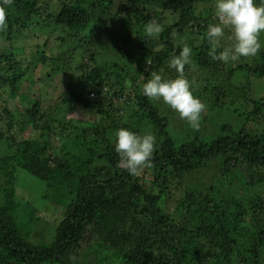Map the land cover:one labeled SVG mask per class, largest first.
<instances>
[{
	"label": "trees",
	"instance_id": "1",
	"mask_svg": "<svg viewBox=\"0 0 264 264\" xmlns=\"http://www.w3.org/2000/svg\"><path fill=\"white\" fill-rule=\"evenodd\" d=\"M118 1L64 2L53 23L74 33L85 31L94 22L100 25L120 23V33L128 30L140 32L145 24L152 21L148 13L153 12L154 17H160L155 11L157 8L163 7L168 12L173 9L174 18L164 22V31L157 38L163 43V49L155 51L157 44L145 38L139 42L142 53L138 58L128 51L124 43L128 38L125 37L118 39L117 45L111 44L113 59L108 60L106 52H100L102 57L96 53L101 49L95 40L80 39L79 47L83 50L89 52L90 46L94 47L88 55L92 67L77 77L69 92V103L82 107L93 104L102 110L101 101L92 103L88 97L96 92L94 90H97L96 93L103 92V88L110 91L109 101L122 100L123 104L127 99L129 101L131 92L127 88L137 87L135 75H144L146 82L152 72L159 74L172 56L175 39L188 26L194 25L196 30L193 34L198 43L193 48L197 51L194 54L197 67L210 69L216 64L205 38L207 26L213 24L212 7L208 2L206 8L198 10L194 0H128L127 5L123 0ZM38 2L12 0L11 4L3 5L6 7L8 27L0 32V40L6 41L9 48L17 47L31 27L38 24L42 14L37 7ZM129 3L135 6L131 7ZM2 4L3 0H0ZM128 14H131L130 18ZM136 26L140 29L137 30ZM103 29L102 33L105 32ZM148 41L151 42L147 44ZM4 48V52L0 53V62L5 61L8 71L14 75L7 76V79L12 78L7 82L14 83L21 78V74L16 73L20 71L22 62L16 53ZM151 50L153 55L147 68L144 63ZM142 59L143 62L140 61ZM252 75L264 79V50L259 66L252 69ZM217 92L221 94L220 89ZM85 95L87 99L82 98ZM135 98L136 103L131 108L137 128L115 120H112L110 128H126L139 134V131L146 132L147 124L151 125L157 147L152 166L141 172L151 178L150 189L142 188L138 176H129L119 167L114 146L95 137L101 135L99 129L96 133L77 131L61 137L63 141L70 142V147L63 150L61 158L53 164L44 158L49 143L23 140L16 146L15 153L0 157V196L1 203L4 202L0 204V264H72L71 257L81 249L88 233L98 239L93 264H113L112 261L119 257L126 264H262L264 196H254L243 205L234 196L214 195L213 189L206 191L207 186L203 183L193 185V182H198L201 171L208 170V164L219 158L227 163L230 160L240 161L248 170L246 173L249 172L257 180L264 176V133L236 134L234 139L220 137L212 143L193 140L196 139L193 137L190 139L193 142L184 141L176 147L175 139L168 131L167 120L159 116L150 99L142 91H136ZM218 100L217 96L214 103ZM123 104L115 110L110 107L102 112L110 119L111 113L121 110ZM252 106L253 117L263 115L264 97L253 100ZM37 114L35 108L30 111L32 121ZM18 168L46 184V193L51 192L43 197L46 202L67 208L65 217L57 224L51 244L35 246L29 243L18 210L12 205L7 207L5 203L4 197L14 193ZM174 181L180 186L186 182V186L175 213L169 214L163 208V195ZM193 220L196 227H188ZM192 234L201 240L200 244L193 243ZM238 245L247 248L248 258L242 256Z\"/></svg>",
	"mask_w": 264,
	"mask_h": 264
},
{
	"label": "rangeland",
	"instance_id": "2",
	"mask_svg": "<svg viewBox=\"0 0 264 264\" xmlns=\"http://www.w3.org/2000/svg\"><path fill=\"white\" fill-rule=\"evenodd\" d=\"M38 1L37 7L41 9L42 13L38 18V24L31 27V31L29 30L25 34V38L19 41L17 47L15 45L9 48L6 41L0 40V53L4 52V47H6L16 53L18 60L22 62L20 71L16 73L17 75L21 74V78L14 83L7 82L12 78L7 79L6 77L14 75L8 71L5 61L0 62V157L15 153L16 146L23 140L35 143L47 142L49 147L44 158L53 164L61 158L63 150L70 147V142L63 141L61 137H67V133L77 131L96 133L99 129L101 135L99 137L95 135V137L102 138L114 146L117 130L110 128L112 120L129 123L133 128H137L132 117L134 113L131 106L136 103L135 92L142 91V85L145 83L144 75H135L138 79L137 87L127 88L131 94L129 101L127 99L124 104V101L121 102L122 100L109 101L110 91L107 88H103L101 93H96L97 90H94L96 92L89 94V101L92 103L101 101L102 110L105 111L110 107L115 110L116 107L123 104L121 110L111 113L110 119L106 118L102 110L93 104L89 107H82L76 106L74 102L69 103L71 99L69 92L74 87L77 77L92 67L88 55L92 53L91 50L94 47L90 46L89 52L83 50L82 47H79L80 39L95 40V44L101 49L96 53L101 56L103 53L100 54V52H106L109 55L108 60H111L113 59V51L110 50L111 44L115 46L118 39L127 37L128 39L124 43H126L128 51L139 58L142 53V44L139 42L146 38L144 28L140 32L128 30L120 33L122 29L120 23L112 22L110 23L112 27L109 22L103 25L94 22L89 24V27L83 32H70L67 28L54 25L53 22L56 12L64 2L73 4L76 0ZM123 1L127 5L128 0ZM194 2L198 10L206 8L207 2L211 4L213 14L211 21L216 23L214 2L211 0H194ZM258 2L259 0H257ZM128 5L135 6L134 3ZM167 10L163 7L157 8L155 11L160 17H154L153 12L148 14L152 20L161 22L163 25L167 19L174 18L173 9L172 12ZM48 13L51 15L48 16ZM128 17L130 18L131 14H128ZM102 27L105 29L104 33L101 31ZM135 28L140 29L137 26ZM193 33L196 34L194 25L188 26L182 35L177 36L172 55L179 54L183 43H187L192 48V58L195 60L194 54L196 55L197 51L193 47L198 42L195 41L196 36ZM227 36L226 33L225 38L221 41V47L217 51L222 50L230 43ZM260 39L264 43V32L261 33ZM151 40L157 44L155 51L163 49L160 39ZM200 40L201 37H199ZM150 42L148 41L147 44ZM119 43L122 44V41L120 40ZM209 49L212 52L211 46ZM263 50L264 48L254 57L241 58L238 62L225 64L215 60L216 64H213L210 69L198 68L196 63L194 67H185L184 76L191 82L193 95L205 104L198 131H194L185 120L181 119L162 101L150 99L151 105L159 116L167 120L168 131L175 139L176 147H179L184 141L198 140L212 143L220 137L234 139L236 134L264 133V113L257 118L251 115L254 111L252 101L261 100L264 97V79H257L252 75V69L260 64ZM152 55L151 50V54L144 63L147 68L151 64ZM169 60L159 74L164 79H175L177 73L168 67ZM140 61L143 62V59ZM133 68L135 69V65ZM240 68L241 70H239ZM230 69H232L231 73H229ZM218 89L221 94H218ZM217 96L219 100L214 103ZM82 98L87 99V96H82ZM33 107L38 110L34 121L29 116ZM150 126L147 124L146 132L140 133L139 131V134L152 133ZM193 137L196 139L190 140ZM225 163L228 165L223 166L222 164ZM202 171L198 182L190 181L194 183L193 185L203 183L204 186H207L206 191L209 188L214 190L212 192L214 195L234 196L236 199H240L243 205L247 204L254 196H264V181L257 182L264 180V176H260L257 180L255 176L249 175V172L246 173L248 170L240 161L230 160L227 163L219 158L208 164V170ZM138 177L142 188L150 189L151 178L148 175H142V173ZM184 183L185 185L180 186L174 181L170 185L169 191H165L163 195V208L169 214L175 213L177 203L183 194V188L186 186V182ZM46 187L44 182L34 178L24 169L18 168L15 174L14 193L4 197L7 207L12 205L18 210L19 219L28 233V242L35 246L52 243L57 224L63 220L67 213V208L50 204L44 200L45 194L49 193V191L46 193ZM154 193L157 191L154 190ZM1 200L0 196V204H3L4 202L1 203ZM188 227H196V222H190ZM191 236L194 237L193 243H201V240L194 234ZM97 241V237L88 233L81 249H78L77 253L71 257L72 264H93V260L97 256ZM237 248L241 251L242 256L248 258L249 254L245 246L238 245ZM260 260L264 264V248L261 250ZM112 263L126 264L121 257L113 260Z\"/></svg>",
	"mask_w": 264,
	"mask_h": 264
},
{
	"label": "clouds",
	"instance_id": "3",
	"mask_svg": "<svg viewBox=\"0 0 264 264\" xmlns=\"http://www.w3.org/2000/svg\"><path fill=\"white\" fill-rule=\"evenodd\" d=\"M11 2L3 0L0 5V32L8 27L3 5ZM214 17L216 23L207 26L205 35L214 60L225 64L238 62L241 58L256 56L264 48L260 39L264 32V0L258 3L257 0H215ZM163 31V26L155 20L144 25L146 38L156 40ZM226 33L230 43L217 51ZM186 66L194 67L195 62L192 48L183 43L179 54H173L168 62V67L175 70L177 77L164 79L157 72H152L151 78L142 85V94L151 100L162 101L194 131H198L205 104L193 95L191 82L184 76ZM156 147L157 138L152 133L141 135L126 128L115 132L114 151L119 157L118 164L129 176H139L145 168L152 166Z\"/></svg>",
	"mask_w": 264,
	"mask_h": 264
},
{
	"label": "built area",
	"instance_id": "4",
	"mask_svg": "<svg viewBox=\"0 0 264 264\" xmlns=\"http://www.w3.org/2000/svg\"><path fill=\"white\" fill-rule=\"evenodd\" d=\"M91 97H93V95H91Z\"/></svg>",
	"mask_w": 264,
	"mask_h": 264
}]
</instances>
